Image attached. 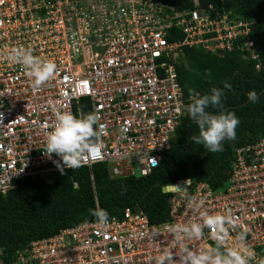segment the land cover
Masks as SVG:
<instances>
[{"label":"built area","instance_id":"2783aa9c","mask_svg":"<svg viewBox=\"0 0 264 264\" xmlns=\"http://www.w3.org/2000/svg\"><path fill=\"white\" fill-rule=\"evenodd\" d=\"M253 23L197 1L178 9L160 0H0V51L26 47L57 66L53 80L34 88L20 66L0 59V195L23 179L48 183L58 171L59 157L44 154L53 102L74 115L99 117V154L82 167L105 163L112 178L152 174L193 99L178 81L183 47L239 50L254 60ZM178 34L181 40L174 39ZM186 181L189 197L204 199L209 213L230 212L237 221L228 245L244 231L256 254L250 264H264V138L235 150L225 189L190 179L173 185ZM166 193L165 222L152 224L127 207L104 226L95 219L31 241L9 260L0 246V264H145L164 249L179 251L167 226L198 214L181 192ZM204 242L214 244L207 229L204 241H186Z\"/></svg>","mask_w":264,"mask_h":264},{"label":"trees","instance_id":"16d2710c","mask_svg":"<svg viewBox=\"0 0 264 264\" xmlns=\"http://www.w3.org/2000/svg\"><path fill=\"white\" fill-rule=\"evenodd\" d=\"M160 1L178 9L192 8L197 1L201 8L212 6L254 22L249 37L256 44V59H247V53L239 50L216 54L200 46H184L177 64L185 96L210 94L213 87L222 89L223 109L231 106L226 112L239 120L235 139L223 141V151L209 152L193 141L198 128L186 116L171 148L162 153L160 165L149 176L112 178L107 165L98 163L91 169L65 168L63 174L58 170L48 183L19 181L14 190L0 195V246L7 260L31 241L94 221L91 213L96 208L106 210L108 219L122 216L129 207L143 212L152 224L165 222L171 193L163 192L164 186L190 179L215 190L225 189L235 150L264 138V92L256 102H247L249 92L258 94L264 89V0ZM182 38L178 34L174 39ZM224 82L231 87L225 88ZM207 110L217 112L211 107Z\"/></svg>","mask_w":264,"mask_h":264},{"label":"clouds","instance_id":"9594fccd","mask_svg":"<svg viewBox=\"0 0 264 264\" xmlns=\"http://www.w3.org/2000/svg\"><path fill=\"white\" fill-rule=\"evenodd\" d=\"M0 59L20 66L34 88L43 87L56 76L57 66L54 61L38 57L26 47L2 50ZM224 87L230 88L231 85L224 82ZM192 95L193 99L184 111L198 128V133L192 137L193 141L209 152L223 151V141L235 139L239 120L234 113L224 111L222 89L213 87L210 94L193 92ZM248 96L252 102H256L255 92H249ZM209 107L216 109V114L209 112ZM52 108L55 120L45 133L44 154L49 159L53 154L59 157L53 163L63 174L65 168L78 169L99 154L100 146L97 141L101 129L98 126L99 117L95 113L74 115L71 111L62 110L60 102H53ZM187 187L188 181L185 186H175V190L188 198L198 219L168 225L166 230L174 237L179 251L164 249L158 255L149 256L145 264H250L256 254L247 246L244 231L237 234L233 246L228 245L229 229L237 225L231 213H209L204 208V199L189 197ZM91 214L101 226L108 223L106 210L96 208ZM205 229L209 231L214 244L204 242L192 247L186 243L204 241Z\"/></svg>","mask_w":264,"mask_h":264},{"label":"water","instance_id":"95a60500","mask_svg":"<svg viewBox=\"0 0 264 264\" xmlns=\"http://www.w3.org/2000/svg\"><path fill=\"white\" fill-rule=\"evenodd\" d=\"M264 92V89H262L258 94H256V96H259L260 94H262ZM251 101L250 98L247 100V102ZM246 102V103H247ZM240 106V105H239ZM231 107V106H230ZM230 107H227L224 109V111H226L227 109H229ZM175 190V185H171V186H165L162 188L163 192H170V191H174Z\"/></svg>","mask_w":264,"mask_h":264}]
</instances>
